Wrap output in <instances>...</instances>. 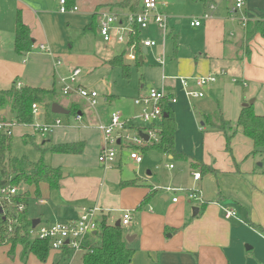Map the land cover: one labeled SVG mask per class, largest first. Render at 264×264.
I'll return each mask as SVG.
<instances>
[{"label":"crops","instance_id":"1","mask_svg":"<svg viewBox=\"0 0 264 264\" xmlns=\"http://www.w3.org/2000/svg\"><path fill=\"white\" fill-rule=\"evenodd\" d=\"M187 1L192 3L196 17L206 12L212 15L199 26L192 25L195 20L190 21V29L202 38L200 46H188L181 52L178 50L179 30L173 24L168 31L167 24L166 35L158 31L172 47V55L168 58L164 49L157 52L156 39L141 38L142 32L154 26L139 34V39L156 43L155 47L146 48V54L142 52L143 47L140 48L142 56L139 57V65L146 62L145 57L152 49L155 60L163 54L165 64L159 66L155 62L161 71L159 86L177 99L169 107L176 123L174 147L176 152L188 159H174L171 155L156 153L169 161H177L179 170L171 175L166 184L182 188L183 192L162 191L160 185L150 182L152 172L146 171L144 175L146 167L142 168L143 160L135 166L125 154L109 168L100 165L97 158L103 140L98 121L108 122L109 117L95 120L91 113L84 115L82 110L83 114L79 112L76 115L79 121H75L72 115L66 116V120L59 117L62 125L45 135H38L31 126L11 128L12 137L16 134L25 142L32 143L47 165L62 171L58 190L50 191L42 184L41 197L36 199L34 189H27L30 202L34 201L36 207L45 210V216L37 213L32 217L28 214V217L40 223L43 217L45 221L42 225H51L73 221L83 209L98 207L114 225L116 222H112L111 213H119L122 218L123 212L129 211L131 221L125 226L124 238L129 237L126 242L135 250L131 264H264V148L259 154L251 155L252 141L241 128H237L230 152H227L224 135L207 130L204 122H200L204 115L216 111H220L227 121L237 120L243 105L251 100L253 103L250 106L255 115L264 116V37L256 35L249 42L244 39V22L257 21L264 16V0H243V7L235 13H231L234 0H213V11L199 2ZM139 5L140 0L137 10ZM165 5L162 2L159 11L167 17L168 23L173 15L164 10ZM111 7L108 9L115 10ZM59 8V1L58 6L53 4V7H48L45 0H0V90H7L17 82L22 87L54 89L61 94L59 79L79 69L76 66L82 60L76 51L73 55L68 51L74 48L75 41H83L84 36L78 35L77 29L83 28L101 39L98 24L95 26L92 21L94 15H98V6L91 22L68 12L62 14ZM119 8L121 13L112 14L129 12L128 7ZM17 12L29 27L34 46L33 51L24 56L14 51ZM73 24L76 26L73 27ZM101 42L105 44L102 39ZM40 46L47 48L48 53L40 51ZM121 48L120 54L126 51ZM120 54L104 58L94 56L90 65L111 68L107 62ZM56 61L60 64L56 65ZM209 75H215L217 81L205 89L202 98L187 97L178 79L187 76L190 90H196L192 79ZM163 77L166 80L163 81ZM139 88L138 95H142L151 86L148 85L146 90L142 85ZM65 100L62 99L59 104L65 109L74 103ZM45 111L40 110L41 115L34 118V123L50 124L55 120L56 117H49ZM0 114L7 122L11 121L8 109ZM187 126L189 129H186ZM79 142L85 144L79 155L49 152L53 145ZM201 165L212 171L206 172ZM165 168L171 172L176 170L171 163ZM179 172L189 178L185 180ZM195 173L200 174L198 181L193 179ZM123 182L134 184L121 186ZM23 189L26 190L25 187ZM188 191L200 195L204 205L189 201L186 197ZM175 196L179 198L177 203L172 202ZM195 208L196 212L193 211ZM226 210L234 212L235 216L227 217ZM62 252L51 251L48 259L41 263L33 255L23 257L21 246L11 252L10 246L5 245L0 247V263L56 264L58 261L53 257L64 259Z\"/></svg>","mask_w":264,"mask_h":264},{"label":"trees","instance_id":"2","mask_svg":"<svg viewBox=\"0 0 264 264\" xmlns=\"http://www.w3.org/2000/svg\"><path fill=\"white\" fill-rule=\"evenodd\" d=\"M64 1L67 11L75 7V0ZM191 1L199 2L207 9L213 4V0ZM117 7H128L129 11L137 12L138 0H122ZM256 35L264 37V16L257 21L244 22V39L246 42L251 41ZM131 43L136 45V54L141 53L139 35H136ZM33 47L30 29L23 23L20 13L17 12L14 51L19 56H24L32 52ZM125 54H127V50L110 59L107 64L111 68H121L123 78L128 79L130 77V65L125 61ZM134 63L139 65L140 62L137 60ZM59 96L54 89L45 90L29 86H21L18 89L15 84L7 90H0V112L8 109V113L12 116L11 121L7 122L5 116L0 114V124L31 126L34 123L31 106L40 104L47 110L53 103L60 104L61 98ZM66 109L72 116L78 115L79 112L83 114L77 103H71ZM163 113L166 117L160 124L159 142L141 148V153L154 151L161 155H171L174 159H188L176 152L174 147L176 132L174 115L167 106ZM203 117L204 126L207 130L221 132L224 135L227 152H230V144L237 128H241L243 134L252 141L253 151L251 155L262 152L264 148V116L255 115L252 106L242 108L235 125L225 120L220 111ZM137 131L140 133L141 129ZM12 140L11 127L0 128V190L22 186L26 190L22 194L11 196L8 202L0 203V247L9 245L10 251L13 252L17 246H21L23 257L30 254L39 262L44 263L48 259L51 249L47 240H35L29 235L32 219L28 217L27 213V207L31 200L27 189H34L33 195L36 199L41 197L40 185L42 184L46 185L50 191L58 190L62 171L60 168H52L47 165L42 155L36 162H31L24 156H13L11 153ZM84 146L83 142L53 145L49 152L52 154L79 155L83 152ZM201 167L206 172L212 171L204 165ZM133 184L134 182H123L121 186ZM19 205H24V210L20 211ZM81 247L82 264H131L135 253V250L126 242L122 227H115L109 222L108 216L104 214L100 216L97 231L88 236ZM62 255L69 259V250L64 249Z\"/></svg>","mask_w":264,"mask_h":264},{"label":"built area","instance_id":"3","mask_svg":"<svg viewBox=\"0 0 264 264\" xmlns=\"http://www.w3.org/2000/svg\"><path fill=\"white\" fill-rule=\"evenodd\" d=\"M59 12L65 14L67 12H76V6L67 11L65 8V1L59 0ZM161 3L160 0H140L139 9L137 12H128L126 14H112L102 13L99 14L98 34L105 44H114L121 46L127 50V60L130 62H136L141 53L136 54V45L131 43L132 39L139 35L141 31L148 29L150 26H154L159 30L163 36L166 35L168 23L167 17L159 11ZM232 12L235 13L241 9L244 5L243 0H234ZM214 6L209 7V11H213ZM211 13L206 12L203 17L205 20L211 18ZM193 26H199L200 21L195 20L192 23ZM140 36V35H139ZM156 46L154 41L141 40L140 48H153ZM39 50L46 52L47 48L40 46ZM156 62L159 66L165 64L164 55L156 57ZM60 62L56 61V65ZM223 73H221L222 75ZM81 75L79 69H74L67 77H61L59 79L60 93L64 96L77 95L79 98L86 100L90 107L96 105L97 94L93 91H87L77 83V78ZM179 83L187 97L202 98L204 97V91L210 85L217 81L215 75H209L205 77L193 78L192 82L196 87V90H190L189 79L178 78ZM162 80H166L163 77ZM21 84L17 83L16 88H20ZM177 102L176 97L165 90L164 87L159 89L149 88L142 95L133 99L135 107L141 109V114L135 119H122L120 114L112 113L106 125L99 124L98 129L102 134L103 144L99 150L97 161L105 168L111 167L115 161L125 154L127 159L135 166L139 165L143 160V155L140 151L141 148L149 144H157L160 136V124L164 118V108L170 107ZM43 109V105L33 104L31 106L33 117H39L40 110ZM80 118L75 116V121H79ZM140 120L144 124H148L149 128L141 129V133L147 136L145 141L138 133L136 129L129 126L131 121ZM62 122L60 119H55L50 124H38L33 123L32 129L36 133L42 135L50 133L54 128L60 127ZM15 125L12 124H0V128H12ZM131 132L133 134H131ZM264 163V156L262 158ZM172 168V166H169ZM193 179L198 181L200 174L195 173ZM162 191L166 193H180L181 189H175L172 187L162 188ZM24 190L17 188L1 189L0 190V203L8 202L9 198L14 195L22 194ZM186 197L189 201L197 204H203L200 195L194 191H188ZM178 197L175 196L172 199L173 203L178 202ZM24 205H19L20 211L24 210ZM227 217H234L235 214L232 211H224ZM103 211L98 207L83 209L81 214L73 221L54 223L51 225L38 224L34 229L31 228L29 235L35 240H47L51 251L62 252L64 249L69 252H80L82 250L83 241L90 235L94 234L98 229V223ZM131 221V212L124 211L120 220V226H127Z\"/></svg>","mask_w":264,"mask_h":264},{"label":"rangeland","instance_id":"4","mask_svg":"<svg viewBox=\"0 0 264 264\" xmlns=\"http://www.w3.org/2000/svg\"><path fill=\"white\" fill-rule=\"evenodd\" d=\"M39 1V0H38ZM42 1V0H40ZM59 0H45L48 7H53V4L58 6ZM165 2L164 10L167 11L169 15H173L172 18L168 20V31L170 27L175 24V29L179 30L180 42L178 44V50L182 52V50L186 49L188 46L190 48H197L202 44V38L196 35L193 29H190V21L198 20L200 22L206 21L203 15L195 16L192 11V3L187 0H161ZM160 2V3H162ZM120 3V0H75V5L77 8L76 12H68L67 14L76 16L81 18L83 21L88 19L91 22L92 15L94 10L98 6V15L102 13H121L122 10L117 7ZM115 10H109L108 8ZM106 7V8H105ZM209 9V8H208ZM58 10V9H57ZM93 24H99V16H95L92 18ZM178 21V23H176ZM74 23V22H73ZM76 25L73 24V27ZM95 29V27L93 26ZM81 31V33H80ZM83 32V33H82ZM78 35H82L83 41L79 42V40L75 41L74 48L68 49L71 55L78 53L79 58L82 59L80 64L76 67L79 68L81 75L77 78V83L87 91H93L97 94L96 105L94 107H90L89 103L86 100L80 99L79 97L73 98L70 96H59L62 99H66L67 102L77 103L81 109L84 111V115L87 113H91L95 120L102 119L104 120L107 116L109 117L112 113L120 114L122 119H135L138 118L141 114V109L139 107L133 106V98H137L138 91L140 90V86H144L145 90L147 86L150 85L151 88L159 89V84L161 83V71L158 67H156V60L152 53H154V49L145 57L146 62L142 65H137L136 63L128 62L126 60L127 54H125V61L130 65L129 74L130 77L125 79L121 76V70L118 67L114 68H105L99 66L90 65L94 60V56L97 58L110 57L111 55H117L122 52V48L120 46H107L101 42V39L98 35L95 37L92 32L86 31L81 28V30L76 32ZM92 37V40L90 39ZM142 39L150 38L158 42V50L157 52L163 51L165 52L166 57L170 58L172 55V47L169 42L164 41L161 37L159 31L153 27L148 31L142 32ZM73 49V50H72ZM177 50V51H178ZM196 53V52H192ZM169 60V59H168ZM172 71V70H171ZM170 71V72H171ZM183 78H188L187 76H182ZM235 80V79H234ZM17 84V82H15ZM15 84V85H16ZM58 88V85H56ZM110 97H114L113 99ZM60 100V101H61ZM72 100V101H71ZM108 100V101H107ZM110 101V102H109ZM44 109V108H43ZM49 117H56L66 120V116H57L52 115L50 112V108H47L45 111ZM38 117H35L37 119ZM55 118V119H56ZM237 120L229 121L231 124L235 125ZM99 124H107V121L101 122L98 121ZM203 122V119L200 120ZM199 122V124H200ZM130 127H133L136 130L139 129H148L149 125L144 124L140 120L131 121L129 123ZM186 129H189L187 126ZM38 134V133H37ZM131 134H133L131 132ZM39 135V134H38ZM39 137V136H38ZM39 144V143H38ZM37 144V145H38ZM11 153L15 157H26L31 162L38 161L40 154L35 149V146L32 143L25 142L22 137L14 134L12 140V149ZM143 155V167H146L144 171V175L146 171L152 172V178L150 182H155L159 189L171 187L166 184L167 180L171 178L173 173H176L179 170V166L176 162L169 161L165 156H161L156 152H147ZM46 155V159H47ZM173 164L176 167L174 172L169 171L165 168L166 164ZM264 169V164H263ZM180 173V172H179ZM181 177L186 176L184 173H180ZM189 178V177H188ZM160 183V184H158ZM190 187V186H189ZM24 187H19L17 189L24 190ZM174 188V187H172ZM181 189L182 188H175ZM28 214L29 216H35L38 214H43L45 216V210L39 209L35 206L34 201L29 203ZM112 222H117L121 219L119 213H111ZM78 218V217H77ZM41 219V218H40ZM43 221V222H42ZM42 221L40 225L44 224L45 218L42 217ZM123 227V226H122ZM123 234H126L125 226L122 228ZM82 252H70V257L68 258H56L53 257V260L58 261V264H82L81 263Z\"/></svg>","mask_w":264,"mask_h":264},{"label":"water","instance_id":"5","mask_svg":"<svg viewBox=\"0 0 264 264\" xmlns=\"http://www.w3.org/2000/svg\"><path fill=\"white\" fill-rule=\"evenodd\" d=\"M142 52L143 54H146L147 53V49L145 47L142 48ZM139 61L141 62V58H139ZM253 101L251 100L250 102H248V104H244L243 106L244 107H247V106H250L252 105ZM50 111L53 115H58V116H68L69 115V111L66 110L65 108H63L62 106H60L59 104H56V103H53L50 107ZM166 117V115H164V118ZM139 135L145 140L147 141V136L142 134L141 132L139 133ZM193 211H197V209L195 208ZM194 215V213H193ZM40 223L39 220L35 219V220H32V224H31V228L34 229L38 224ZM115 227H121L120 226V221H117L115 224H114ZM126 241H129V237H126L125 238Z\"/></svg>","mask_w":264,"mask_h":264}]
</instances>
